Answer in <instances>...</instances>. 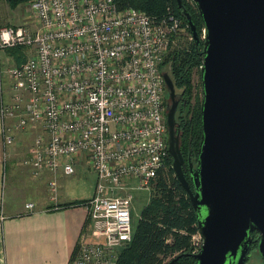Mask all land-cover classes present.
<instances>
[{"label":"built area","instance_id":"1","mask_svg":"<svg viewBox=\"0 0 264 264\" xmlns=\"http://www.w3.org/2000/svg\"><path fill=\"white\" fill-rule=\"evenodd\" d=\"M26 7L28 24L0 29V51H31L21 65L0 69L4 145L40 127L24 165L35 177L52 175L53 201L58 173L72 176L89 163L96 187L83 205L93 239L82 238L69 264H116L133 238L134 191L151 197L158 173L169 170L163 63L179 19L120 10L115 0H32ZM202 245L198 230L192 253Z\"/></svg>","mask_w":264,"mask_h":264},{"label":"water","instance_id":"2","mask_svg":"<svg viewBox=\"0 0 264 264\" xmlns=\"http://www.w3.org/2000/svg\"><path fill=\"white\" fill-rule=\"evenodd\" d=\"M183 7L182 0H178ZM202 38L184 9L192 39L203 47L202 135L192 188L176 150L177 88L164 72L173 171L187 192L203 237L194 264H246L253 232L264 264V0H192Z\"/></svg>","mask_w":264,"mask_h":264},{"label":"trees","instance_id":"3","mask_svg":"<svg viewBox=\"0 0 264 264\" xmlns=\"http://www.w3.org/2000/svg\"><path fill=\"white\" fill-rule=\"evenodd\" d=\"M8 1L11 6L15 7L27 0ZM115 2L120 10L127 8L139 9L152 15L157 20L173 14L182 21L183 25H188L191 33L188 19L184 14L185 9L192 16L199 33L201 27L204 26L203 19L193 1L190 3L187 0H182L183 7H180L178 0H115ZM168 8L169 12L167 11ZM25 50V47L9 49L10 54H13L16 58L18 66L24 63L27 58ZM203 59V47L201 45L197 46L193 40L188 48L177 49L174 53L170 52L163 63L164 67L166 62L170 61L169 73L174 84L177 89L185 91V95L188 97L186 121L182 123V129L186 147L188 149L191 145L193 154H196L199 148L202 135L201 109L203 97L201 103H192L190 100L192 94L191 80L195 68L200 74L199 68L203 63ZM180 112L177 111V118L180 116ZM168 163L169 170H161L158 173L154 192L133 229L132 241L121 249L116 264H167L170 258L192 253V235L198 232V218L187 192L175 176L170 159ZM252 236L253 242L249 251L254 246L258 248L260 235L255 231ZM195 262L196 260L192 256H181L175 264H194Z\"/></svg>","mask_w":264,"mask_h":264},{"label":"crops","instance_id":"4","mask_svg":"<svg viewBox=\"0 0 264 264\" xmlns=\"http://www.w3.org/2000/svg\"><path fill=\"white\" fill-rule=\"evenodd\" d=\"M7 52L16 64L14 55ZM4 87L6 91L7 81ZM20 138L5 147L0 117V264H69L82 238L93 239L94 227L83 203L95 193L96 175L88 196L78 198L62 188L53 201L48 186L52 175L35 177L16 158ZM81 164L84 161L78 167ZM28 203L34 205L32 209Z\"/></svg>","mask_w":264,"mask_h":264},{"label":"rangeland","instance_id":"5","mask_svg":"<svg viewBox=\"0 0 264 264\" xmlns=\"http://www.w3.org/2000/svg\"><path fill=\"white\" fill-rule=\"evenodd\" d=\"M31 1L32 0L21 2L17 4L15 7H13L10 5L8 0H0V29L10 25H26L24 23L26 21H28L29 23L30 13L27 11L26 6ZM187 1L192 3V0H187ZM167 11L168 12L170 11L169 8L167 9ZM178 25L179 28H177L176 32L172 33L173 41L171 42L165 60L168 58L170 52L174 53V51L177 49L183 50L185 48H188L193 43L192 35L189 31L188 25L186 26L183 25L180 19L178 20ZM203 30H204V26L201 27L200 35L203 34ZM24 52L26 55L27 49ZM30 55H31V51L28 49V54L26 55L27 58L25 59V61L28 60V57H30ZM0 61H1V68L3 71L13 67L14 65H18V64H14L12 58L9 57L7 49L0 51ZM170 64H171L170 61L166 62V65L164 66L165 72L169 73ZM5 75L8 81L9 76L7 73H5ZM191 83H192V94L190 100L192 101L193 104H196V102L201 103L203 97L202 88H201V78L196 68L194 70ZM166 102L168 103L170 102V98L168 94H166ZM39 131H41L40 127H29L25 130L20 131L18 133L19 135L17 134V136L21 137L19 140L23 142L20 141L21 144L17 146V149L19 148L18 149L19 151H17L19 152V154L16 158H18L23 165H24V158L28 152V149L33 145L35 136ZM23 137L24 140H22ZM94 176L95 174L93 170L90 168L89 163L84 162V164H81V166L78 167L75 175L67 176L64 175L63 173L58 174V179H59L58 181L60 182L58 183L59 190L61 191L62 188H64V190L67 193H71L78 198L88 196L89 194H91L93 188V184L95 181ZM134 194H135V198L133 200L134 203H133V211H132V222L135 227L139 221L142 210L150 200V192L147 190H135ZM171 259L172 258L168 259L167 263ZM246 264H263V260L258 252V248H256L255 246L252 247V249L249 251Z\"/></svg>","mask_w":264,"mask_h":264},{"label":"flooded vegetation","instance_id":"6","mask_svg":"<svg viewBox=\"0 0 264 264\" xmlns=\"http://www.w3.org/2000/svg\"><path fill=\"white\" fill-rule=\"evenodd\" d=\"M177 94H178V101H179L178 110L181 112H180V116L176 118L177 120H176V127H175V132H176L175 148L176 150H180L184 158V163H185L183 167L184 173H185L186 178L190 181L192 188H194L193 182H192L191 171H192V168H197L198 150L196 154H193L194 152L192 151L191 145H189L187 149L186 147L187 145L185 141L183 140L182 123L186 121L185 115H186L187 108H188V100L185 95V91L177 89ZM167 104L168 102H166V106ZM168 148H169V143H168ZM169 158L172 161V165H173L174 157L170 154V152H169Z\"/></svg>","mask_w":264,"mask_h":264}]
</instances>
